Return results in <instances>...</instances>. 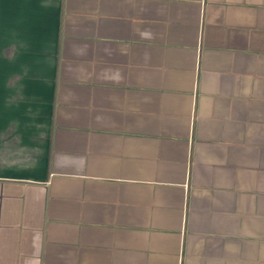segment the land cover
I'll return each instance as SVG.
<instances>
[{"label":"crops","instance_id":"obj_1","mask_svg":"<svg viewBox=\"0 0 264 264\" xmlns=\"http://www.w3.org/2000/svg\"><path fill=\"white\" fill-rule=\"evenodd\" d=\"M0 264H264V0H0Z\"/></svg>","mask_w":264,"mask_h":264}]
</instances>
